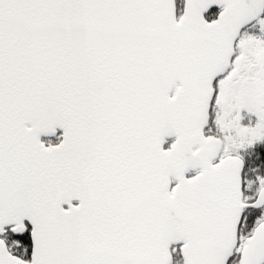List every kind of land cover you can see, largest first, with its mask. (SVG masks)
Wrapping results in <instances>:
<instances>
[{"label": "snow or ice", "instance_id": "6c2138e0", "mask_svg": "<svg viewBox=\"0 0 264 264\" xmlns=\"http://www.w3.org/2000/svg\"><path fill=\"white\" fill-rule=\"evenodd\" d=\"M0 264H264V0H0Z\"/></svg>", "mask_w": 264, "mask_h": 264}]
</instances>
